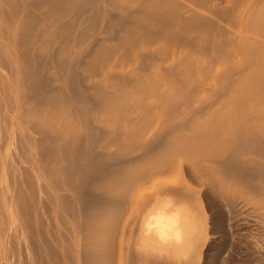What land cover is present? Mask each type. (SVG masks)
Here are the masks:
<instances>
[{
    "label": "bare ground",
    "instance_id": "bare-ground-1",
    "mask_svg": "<svg viewBox=\"0 0 264 264\" xmlns=\"http://www.w3.org/2000/svg\"><path fill=\"white\" fill-rule=\"evenodd\" d=\"M0 264H264V0H0Z\"/></svg>",
    "mask_w": 264,
    "mask_h": 264
}]
</instances>
